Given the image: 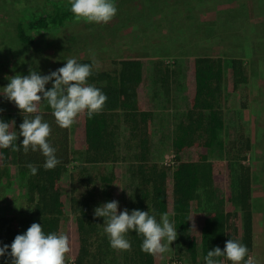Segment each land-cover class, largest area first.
I'll use <instances>...</instances> for the list:
<instances>
[{
    "label": "rangeland",
    "instance_id": "1",
    "mask_svg": "<svg viewBox=\"0 0 264 264\" xmlns=\"http://www.w3.org/2000/svg\"><path fill=\"white\" fill-rule=\"evenodd\" d=\"M53 1L0 0V89L10 83V77L28 76L30 70L50 75L65 66L69 58H91L96 61L95 68L109 70L119 67L118 60L139 58L144 64L147 106L155 112L153 158L161 164L176 163L173 139L176 125L190 105L195 56L210 54L227 60L232 57L244 59L248 82L234 91L229 74L225 77L223 108L226 125L220 138L226 142L236 138L242 127L252 138L253 147L246 161L253 171L255 233L252 257L258 264H264V0H117L118 13L107 24L73 20L51 30L29 29L28 20L32 14L51 9ZM20 22L34 36L33 43L19 39ZM167 67L172 70L169 91L166 90L169 84L163 81ZM53 84L54 80L46 88ZM42 104L45 107L46 101ZM0 109L8 110L6 106ZM120 125L119 158L116 162L104 163H85L83 114L70 127L73 161L61 180L69 217H74V195H85L92 201L96 196L98 207L106 203L103 177L110 175L114 168L117 171L112 187L119 190L120 212L129 211L136 185L132 164L137 147L130 139L128 126L122 121ZM193 154L194 150L188 149L181 156L186 159ZM228 158L226 150L218 144L210 154L212 160ZM232 163L231 182L227 176H217L213 192L201 189V196L191 213V231L196 229L195 215L202 223L205 213L210 210H240L238 163ZM30 173L19 168L16 150L10 163L0 168V214L19 217L23 231L34 211V204L29 200ZM93 190L92 196L90 191ZM228 196L231 201H227ZM167 214L174 224V214ZM104 228L103 218L94 249L98 244L102 245L107 264H127L128 250L112 248ZM176 230L177 239L169 245V251L163 253L161 264L191 261L184 235ZM201 249L199 237V257L202 259Z\"/></svg>",
    "mask_w": 264,
    "mask_h": 264
},
{
    "label": "trees",
    "instance_id": "2",
    "mask_svg": "<svg viewBox=\"0 0 264 264\" xmlns=\"http://www.w3.org/2000/svg\"><path fill=\"white\" fill-rule=\"evenodd\" d=\"M117 0H114L116 2ZM75 20L69 0H54L51 9L32 14L28 20L31 30H51ZM86 22V21H85ZM89 23V22H88ZM18 37L25 43H33L34 36L28 33L23 22L18 24ZM82 64H92L91 58L76 59ZM118 68L97 69L93 66L88 83L102 90L107 96L103 110L89 117L83 113V136L85 163L116 162L119 158L120 122H124L130 132V139L136 143L137 151L132 164L136 181L131 195L129 214L133 210L149 211L158 222L165 213L174 214L175 227L184 235L191 261L183 264H206L209 250L219 247L222 251L230 239L241 242L254 253L255 220L253 209V171L246 162L253 147L252 138L242 127L236 138L224 141L220 138L225 128L223 94L225 77L231 81V89L238 90L248 82L246 63L240 57L225 59L221 56L201 54L193 60L190 105L184 117L178 121L173 139L176 152L174 165L161 164L153 158L155 112L148 108L145 95V70L139 58H123L116 61ZM172 70L167 67L163 81L170 90ZM52 86L46 89L51 90ZM39 114L48 122L52 133L48 142L57 150L60 163L50 170L44 168L46 157L41 151H23L20 125L24 116L17 112H0V120L10 124V131L17 136L14 150L17 163L22 171H30L29 164L37 168V174L28 178L29 200L34 211L27 228L22 229V221L16 215L0 214V247L8 245V252L0 257V264H12L11 244L17 235L25 234L33 223H40L45 234L65 233L69 236L71 252L66 256V264H107L102 245L94 249L100 234L103 217L95 216L96 196L92 201L85 195L72 197V212L69 217L61 180L72 163L71 128H61L47 104L39 105ZM225 149L227 160H212L210 154L216 145ZM193 149L191 158H183L181 153ZM13 148H0V168L7 166ZM232 161L238 163L237 200L240 210L213 209L205 213L199 223L195 215V230L191 231V213L195 201L201 196V189L213 192L217 176H227L232 181ZM114 168L104 176L105 201H117L119 190L113 189L116 180ZM94 193L93 191H90ZM231 201L228 196L227 201ZM230 208V204H229ZM119 211L121 207L119 205ZM131 243L127 264H161L163 254H149L142 250V235L130 230L127 233ZM199 237H201L202 259L199 257ZM222 264H232L226 257L217 258ZM247 259V257L245 258Z\"/></svg>",
    "mask_w": 264,
    "mask_h": 264
},
{
    "label": "clouds",
    "instance_id": "3",
    "mask_svg": "<svg viewBox=\"0 0 264 264\" xmlns=\"http://www.w3.org/2000/svg\"><path fill=\"white\" fill-rule=\"evenodd\" d=\"M71 12L76 21L89 23H109L118 13L114 0H69ZM94 55V54H93ZM93 63L82 64L74 58H69L66 65L50 75H40L30 70V75L17 74L10 77V83L3 88L8 100L28 116H24L20 125V136L25 154L31 151H41L46 157L44 168L54 169L60 160L56 149L48 142L52 128L39 114V105L46 101L53 110L57 124L61 128L71 127L77 117L87 113L89 117L103 110L107 96L92 84L88 78L92 75ZM54 80L51 90L46 85ZM3 109H0L2 112ZM17 136L10 131V124L0 120V148L13 146ZM33 175L37 168L28 165ZM119 202L111 201L95 209L96 217H103L104 231L110 238L111 247L119 250H130L131 243L126 238L132 230L142 235V250L149 254H163L169 251V245L177 239L178 232L170 222L167 213L161 216L160 222L149 211L128 209L119 210ZM8 245L0 247V257L8 252ZM10 256L12 264H66V256L71 252L70 239L65 233L45 234L40 223H33L25 234L17 235L11 244ZM219 257H226L232 264H258L249 255V249L239 241L230 239L222 251L216 247L209 250L205 257L206 264H222ZM247 257V259H245Z\"/></svg>",
    "mask_w": 264,
    "mask_h": 264
},
{
    "label": "crops",
    "instance_id": "4",
    "mask_svg": "<svg viewBox=\"0 0 264 264\" xmlns=\"http://www.w3.org/2000/svg\"><path fill=\"white\" fill-rule=\"evenodd\" d=\"M2 93H3V89H0V94H2ZM41 104H42V102H41ZM5 106L8 108V110L7 111L3 110L2 112H12V113L17 112V106H16L15 102L8 100L4 95H0V107H5ZM15 146H16V141H14V144L12 146L13 151H14ZM254 220H255V218H254Z\"/></svg>",
    "mask_w": 264,
    "mask_h": 264
}]
</instances>
